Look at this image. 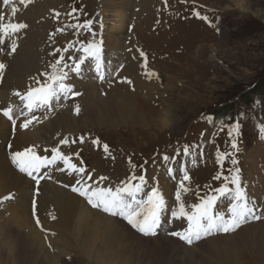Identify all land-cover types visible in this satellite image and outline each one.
<instances>
[{"label":"rangeland","instance_id":"obj_1","mask_svg":"<svg viewBox=\"0 0 264 264\" xmlns=\"http://www.w3.org/2000/svg\"><path fill=\"white\" fill-rule=\"evenodd\" d=\"M64 1L65 0H62L64 7L58 11L66 9L67 2L65 1L64 3ZM103 1L104 0H98L97 2L99 11L101 8L100 2ZM197 1H199L200 4L196 2H194V4L201 5L202 11L211 17L214 22V29H209L203 24L202 27H199L200 30L203 31L202 33L199 29H195L188 31L185 37H177V42L171 49L175 51V55H172L174 58L172 61L177 65L179 64V68L177 70H175L176 66L168 68L171 73L174 70L177 71L175 75L172 77L170 76V79H166L163 85L150 83L149 87L154 91L153 95L149 97L146 95H134L132 97L136 98L134 101L137 103V109L143 114L142 117L148 127L143 126L142 123L138 122L134 124L130 121L127 124L120 123L116 125V127H113V125L109 127L99 125L93 127L89 122L90 124L88 123L86 126L80 124L76 128L78 129L77 131H97V134H100L109 141H111L112 138L116 141L125 139L126 141H124V143L127 146L133 143L138 146L141 153L151 152L157 149V147H163L164 151L172 152V149L175 150L186 142L192 145L205 143L207 146L206 152L209 151L210 154L213 155V158L210 159V165L205 168L202 167V170L199 171L200 175H197V183L198 179H201V177L205 178V173L212 172L216 149L220 151H232L230 139L227 136V129L224 125L239 122L237 116L244 109L246 103L245 98L249 97L251 102L241 122H243L249 130L245 131V133L250 134L244 141L240 138L238 139L239 151L237 153H241L243 149H246V179L248 182H251L258 173L262 174V170L264 169L263 149L261 144H259L260 139L256 141L257 136L254 135V133L256 134L257 132L264 134V132H261V128L264 127V92H261V94L255 93L259 92L256 88L262 80H264V0ZM132 2L133 0H130L129 8L127 7V23H129L135 15L138 16L135 26V30L137 31L140 26L145 23L146 19H142V14L148 10V1L143 0V2L139 4L141 7L139 12L134 11L133 8L137 6V4L134 5ZM4 11L8 13V6H4ZM55 11L57 10H52L49 15L50 17L47 18L48 28L50 26L49 29L52 28L55 21ZM31 12H33V10H31ZM217 18L219 19L217 20ZM196 20L198 19L196 18ZM178 29H181L180 24H178ZM168 32H170L169 29ZM176 33L179 34L181 32L178 30ZM126 35L125 31L122 34V41L126 39ZM115 36L116 35L111 36L107 34L104 37V41H108V45L103 47H105L106 50L113 49L111 52L115 55L114 61H117L116 51L121 50L123 42L120 43L116 41V39H114ZM50 37L52 40L55 39L53 34H51ZM67 42L68 40L64 42L61 48L66 47L68 44ZM6 43L12 46L10 43L13 42L11 41L9 43L7 40ZM6 43H4V51H7ZM15 43H17L16 40ZM181 50H184V52L178 54V51ZM122 54L123 57H125L126 52ZM57 58V55L56 57L50 58L46 53V70L49 68L50 63L53 64ZM138 61H143V59ZM128 62L130 61L128 60ZM41 76L42 74H40V78L42 79ZM70 76L76 79H83L84 81H87V79L93 80L89 75L84 76L80 74L76 76L70 73ZM118 77H120V74L115 78ZM129 77L130 75H128V78ZM112 78L114 79L113 76ZM94 83L97 84L96 81H94ZM102 84L104 85V89L100 86L97 91L99 98L105 99L110 90L107 88L109 85ZM149 87L146 89H150ZM74 89L75 88H73V90ZM144 89L145 88H141V94H145L143 93L144 91H142ZM82 96L83 92H81V95L74 97L73 105L79 106ZM141 97L149 101L146 103ZM68 102H70V100L67 101L66 105L61 109L62 112L67 108ZM232 103L233 108L232 110L230 109L232 112L227 111L224 113L222 110L230 107ZM54 104L58 105V102L53 100L52 105ZM164 110H168L167 112L169 113L168 117L170 123L168 126H163L160 121L165 112ZM47 111L49 110L45 112ZM55 111H57V109H55ZM210 112H214L217 120ZM59 114H57V116ZM55 115H53V119ZM81 116L85 115L83 113L79 115L80 121L85 118ZM208 117L212 118V122H209ZM250 130L252 131L250 132ZM84 145H88V143L84 142ZM69 147L71 148V144H69ZM74 148L75 145H72L69 156H73L72 152ZM101 150H103V148H101L100 151ZM252 151L253 157L251 159V165H247L249 160L248 155H250ZM90 153L93 152H87L85 155H90ZM166 154L172 157L171 154ZM95 157L96 160L92 159L88 161V163L102 168L103 165H101L99 156L95 155ZM130 157L131 156L125 160V163L122 159L116 169H113L112 163L108 162L107 166L105 164V168L101 170L109 172L110 176L111 173H119L121 176L127 174L129 176L130 173L128 170L131 168L129 165ZM131 159L133 160L132 157ZM181 159L180 167L181 165L184 167L185 162L183 160H185V157ZM72 161L73 163H77L73 159ZM144 161L145 160H142L140 164ZM151 163L152 162L146 164L145 168L147 169ZM125 164L127 166L126 172ZM98 171H100V169ZM137 171H139V168H137ZM90 172L92 171H89V173ZM100 172L102 173V171ZM164 173L167 174V171L162 173L165 179H170L172 177H167ZM177 173L181 172L178 170ZM174 174L175 173H173V175ZM111 177L113 178V176ZM116 179L121 180V178ZM221 183L222 181H219V184ZM262 184L261 182L259 185L260 188H262ZM165 188L168 190L171 189V186L165 185ZM165 188L162 190L163 194L166 196L167 190H165ZM191 189L196 190V187H192ZM168 193L172 196L171 192L168 191ZM190 194L191 193L187 194L184 199H189L191 196ZM168 202L173 203L174 201L171 202V200H168ZM8 203H11V201ZM2 214L3 212H0V216ZM3 224L5 223H0V225ZM184 225L186 224H183V226ZM249 225L252 226L254 224ZM256 225H259L261 232L264 233V224L257 223ZM171 226L175 227L172 228ZM177 226L178 228H176ZM246 228V226H242L232 234L216 235L207 239L203 238L197 245L186 246L179 241L178 237L168 235L172 230H182L180 222L175 221V223L168 224L162 220L161 227L157 230V235L150 237L139 235L138 239L124 240V244L119 245L123 250L118 249L119 255L116 258L120 261L116 264H264V234L262 236H249ZM158 236H161L163 239L167 238L170 241H164L162 243L154 242ZM173 239L179 241L178 244L173 241ZM69 243H71L73 247L70 249V254L61 256L58 262H60V264H85V260L79 258L77 255L79 250L74 249L77 242ZM22 244L23 243L19 246L21 247ZM45 244L47 246L45 247L47 252L50 251V253H53L52 246L48 243ZM67 258L68 260L66 261Z\"/></svg>","mask_w":264,"mask_h":264},{"label":"bare ground","instance_id":"obj_2","mask_svg":"<svg viewBox=\"0 0 264 264\" xmlns=\"http://www.w3.org/2000/svg\"><path fill=\"white\" fill-rule=\"evenodd\" d=\"M129 2L130 0H104L100 2L101 14L106 16L107 13L111 12L113 13L111 14L112 17L116 19L113 30L121 29L119 35L114 37L120 43L123 42L122 34L128 27L127 7ZM15 4L19 11L13 18L14 21L26 23L28 27L15 34L17 43L15 40L12 42L16 44L18 50L12 60L8 58L7 70H4L2 77H0V80L4 78L0 82V101L5 106H9L10 103L19 104L20 101L16 99L15 93H23L30 86L35 87L36 80H41L40 74L45 71L47 62L46 53L45 58L42 55V44L46 39L45 31L48 29L47 18L50 17L52 10L58 11L64 7L62 0H30L26 6L16 2ZM10 13L11 6H8V13L6 14ZM7 18L9 17L6 16ZM8 42L11 41L8 40ZM6 45L9 46L7 43ZM0 46L4 48L5 45L0 44ZM103 48V52H107V57L114 61L115 55L111 52L113 49L106 50L105 47ZM6 50H10V54H12L11 46ZM135 56L128 55L130 60L128 62L125 54L123 60L125 67L120 72V77L114 78L116 80L115 86L107 87L110 91L105 99L99 98L97 91L100 86L104 89L103 84L98 85V83H94V80L87 79L84 81L69 76L74 88H78L77 91L80 93L83 92L82 99L79 98L85 115L81 116L82 118L85 117L82 121L71 109L74 103V97H71L67 108L58 116L55 115L54 119L51 114L53 111H47L43 113L48 120H51L42 125H38L34 121L25 131L17 125L11 141L9 140L11 127L0 116V201L12 191L16 197L14 201L6 204V210L1 211L3 214L0 216V223L5 224L0 225V264H60L58 259L61 256L69 255L70 249L73 248L69 242H77L74 249L79 250L77 255L85 260V262L83 261L85 264H93V262L94 264H116L120 261L116 258L119 255L118 249L123 250L119 245L124 244V240L138 239L139 235L131 230L128 225L118 221V218L88 207L81 198L55 181H42V184L39 185V195L34 196L36 187L34 183L18 173L17 168L11 162V152L23 150L27 146H36L38 154L41 152L50 154L51 148L45 144V140L50 141L60 133H70L75 130L74 127H78L80 124L86 126L90 122L93 127L97 125L116 127L120 123L127 124L131 121V123L139 122L148 127L142 117L143 114L137 109V103L134 101L136 98L132 97L134 95L149 97L154 94V91L149 87L150 83L145 81V69L141 67L143 61L133 59ZM0 57H2L0 63H5L1 54ZM117 61L119 60L117 59ZM86 75L88 74L85 73L84 76ZM128 75H130L129 78ZM125 77L133 83L129 85L123 82ZM148 87L150 89H146ZM141 88H145L142 90L145 94L140 93ZM167 111L164 112L160 120L163 126H168L170 123ZM38 142L41 144L39 145ZM10 144L12 145L11 148H9ZM70 144L72 148L73 144ZM45 148L49 150L48 153H44ZM58 148L61 149V146ZM8 154L10 155L9 159ZM61 166L63 167L62 164ZM100 171L87 172L95 180H99L102 175ZM66 172L70 173L68 171H55L51 177L56 181H62L73 186L77 177L67 175ZM166 180L169 181L170 179L167 178ZM104 183L111 185L110 180ZM16 190L17 192H15ZM165 190L167 189L165 188ZM32 196L38 201L36 216L33 215V210L31 211ZM166 197L168 201L170 197L168 190ZM8 211H10V215L6 217L5 213ZM37 216L41 221L40 225L33 222ZM173 222L175 223V221ZM186 226L184 225V227ZM246 227L249 236H262L264 234L259 225L254 224ZM164 241L170 240L158 236L154 242L162 243ZM173 241L177 244L179 242L174 239ZM21 243L23 244L20 247ZM45 243L52 246L53 253L47 252Z\"/></svg>","mask_w":264,"mask_h":264},{"label":"snow or ice","instance_id":"obj_3","mask_svg":"<svg viewBox=\"0 0 264 264\" xmlns=\"http://www.w3.org/2000/svg\"><path fill=\"white\" fill-rule=\"evenodd\" d=\"M29 2L30 0H19V5L26 6ZM165 2L167 3V0ZM0 3L5 6H11L10 14L0 11V44H4L5 37L19 33L21 30L26 29L28 25L23 22L14 21L13 18L19 11L14 0H0ZM76 11L78 10L73 8L72 12H69L68 15L71 17ZM192 14L197 19L209 24L212 23L207 15H202L195 7ZM6 16L9 18L6 19ZM56 16L59 17L60 13H56ZM93 23L91 19L82 23L77 19L75 23L65 25V27H72L77 33L81 29H88L93 38L87 42L71 41L68 46L57 48L55 51L59 53V57L50 65L51 72L42 73L45 79L36 80V86H30L23 93H15L22 102L25 111H21L14 117L12 108L3 110V115L11 121L14 130L20 117L25 118L19 124V127L22 129H27L34 121H38L39 117L35 113L41 109H50L54 99L59 101L61 96H63L67 100L70 97L81 95L80 92L73 90L74 86L69 76L70 73L79 76L83 71L82 66L86 64V61L91 60L94 63V71L101 81L105 79L103 71V41L96 39V33L91 31ZM63 30V28H59L56 31L60 32ZM77 43H79L78 48L76 47ZM70 49L80 53L79 56L69 55L66 58L65 53H68ZM11 51H16L15 43L12 44ZM129 51L131 52L132 49H129ZM136 51L139 53V57L143 58L141 67L145 69L144 74L150 79L156 74L149 69L148 56L145 51L139 48ZM133 59H136V57H133ZM68 61H71V63ZM5 67V64L0 63V77H2ZM123 67L124 65H120V68ZM123 82L129 85L133 83L127 77L124 78ZM76 111L79 112V106L76 107ZM208 120L212 122L211 117H208ZM224 127L227 129V136L230 139L233 151L227 152L220 151L219 149L216 151L215 162L220 166L221 171L217 172L213 180L222 181L221 186L213 188L210 185H205L209 189V193L199 196L198 202L190 205L186 204L183 198L184 194L189 191L185 182L189 181L190 177L182 165L179 171L183 175L176 188L174 202L169 203L161 192L159 185L150 184V180L153 178H146L144 173L147 171L145 168V165L148 163L147 160L137 166L132 163L130 157L129 165L132 168V173L126 180H122L115 187L104 183L108 181V177L106 176H100L99 180H95L87 172L86 168L82 166L83 161H79V165L78 163H73L72 157L65 155L58 147H53L50 150V154H38L36 146H27L23 150L12 151L11 162L20 173L25 174L34 182L36 186L35 195L37 196L39 195L41 181L51 179L50 173L53 169L78 174L80 178L75 180L72 191L83 197L92 208L99 209L112 217L122 218L133 229L145 236L157 235V230L161 227L162 220L168 224H171L173 221H179L182 230H172L168 235L178 237L180 240L191 245L216 233L234 232L250 220L259 221L264 219V205L258 206L246 193L245 188L242 186L241 169L236 166L238 160L235 153L239 151L238 139L241 136V123L226 124ZM261 132H264V127L261 128ZM79 142H84L83 136L79 138ZM68 143L69 140L66 138L60 140V144L62 145ZM71 143H76V140H72ZM92 143L99 146V138L94 139ZM11 147L12 145L10 144L9 148ZM197 147L199 145L194 144L190 146L189 144H184L182 148L177 147L175 149V156L163 155L162 160L167 164L170 160L180 157L181 154L188 156L191 149ZM103 151L105 153L109 151L107 143L103 144ZM48 152V149L44 150V153ZM76 155L79 156L80 154L76 153ZM228 159H230L232 167L226 166L225 162ZM60 164L63 167H59L58 165ZM138 167L139 172L137 171ZM174 171L173 167L167 168L169 176H173ZM225 171L227 174H225ZM89 181L92 182L90 183ZM11 198V196L5 197V199ZM221 204L225 205L226 212L218 210ZM32 209L33 215L36 216L38 209L36 199L32 201ZM185 222L186 227L183 226ZM36 223L37 225L41 223L38 216Z\"/></svg>","mask_w":264,"mask_h":264},{"label":"trees","instance_id":"obj_4","mask_svg":"<svg viewBox=\"0 0 264 264\" xmlns=\"http://www.w3.org/2000/svg\"><path fill=\"white\" fill-rule=\"evenodd\" d=\"M264 80H262V82L257 86V91H259V93L264 92V84H263ZM263 84V85H262ZM262 88V89H261ZM232 106V105H231Z\"/></svg>","mask_w":264,"mask_h":264}]
</instances>
